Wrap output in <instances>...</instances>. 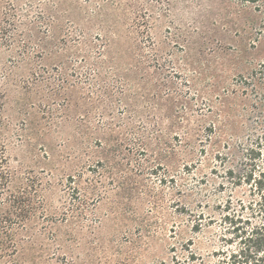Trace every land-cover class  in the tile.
Here are the masks:
<instances>
[{
	"label": "rangeland",
	"instance_id": "rangeland-1",
	"mask_svg": "<svg viewBox=\"0 0 264 264\" xmlns=\"http://www.w3.org/2000/svg\"><path fill=\"white\" fill-rule=\"evenodd\" d=\"M260 11L0 0V264H216L200 214L220 200L221 111L249 118L237 81L264 56Z\"/></svg>",
	"mask_w": 264,
	"mask_h": 264
},
{
	"label": "trees",
	"instance_id": "trees-1",
	"mask_svg": "<svg viewBox=\"0 0 264 264\" xmlns=\"http://www.w3.org/2000/svg\"><path fill=\"white\" fill-rule=\"evenodd\" d=\"M238 2L264 10V0ZM244 69L237 82L250 119L240 120L238 110L221 111L225 120L214 140L222 148L215 155L219 166L214 170L221 179L216 189L220 200L212 208L206 205V216L200 214L205 226L214 219L219 223L216 264H264V56ZM26 202L21 207L13 204L11 214L27 221L32 207L30 199ZM200 228L195 222L193 229ZM4 235L0 234V255L12 241L10 233Z\"/></svg>",
	"mask_w": 264,
	"mask_h": 264
}]
</instances>
